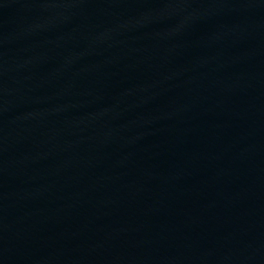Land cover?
<instances>
[{
	"label": "water",
	"instance_id": "water-1",
	"mask_svg": "<svg viewBox=\"0 0 264 264\" xmlns=\"http://www.w3.org/2000/svg\"><path fill=\"white\" fill-rule=\"evenodd\" d=\"M250 0H0V264H134Z\"/></svg>",
	"mask_w": 264,
	"mask_h": 264
}]
</instances>
